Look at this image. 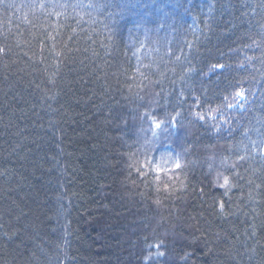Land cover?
Returning <instances> with one entry per match:
<instances>
[{"label":"trees","instance_id":"trees-1","mask_svg":"<svg viewBox=\"0 0 264 264\" xmlns=\"http://www.w3.org/2000/svg\"><path fill=\"white\" fill-rule=\"evenodd\" d=\"M0 48V264H264V0H0Z\"/></svg>","mask_w":264,"mask_h":264},{"label":"snow or ice","instance_id":"snow-or-ice-1","mask_svg":"<svg viewBox=\"0 0 264 264\" xmlns=\"http://www.w3.org/2000/svg\"><path fill=\"white\" fill-rule=\"evenodd\" d=\"M38 6L41 7V8H43L45 5H44V4H39ZM79 6H80V5H66V4H60V5H59V7H61V8H66V7H73V8H75V7H79ZM89 6H91V5H89ZM0 51H3V49L0 48ZM214 67H216V66H214ZM218 67H219L220 69H223V68L225 67V65L220 64V65H218ZM246 98H247V97H246L245 91H243V90H237V91H235L234 95L232 96V100L226 102L224 107L227 108V109L234 108V107L236 106V102H237V101L240 102V103H242ZM216 111H217V112H223V109H221V108L218 107V108L216 109ZM199 118H200L201 120H203L204 117H203V116H200ZM224 123H228V121L225 120ZM155 127H156V128H160V127H161V124H160V123H156V124H155ZM257 147H260V148H261V154H262V156H264V141H262L260 145H257ZM239 159H240L241 161H243V160H245V156L241 155V156L239 157ZM177 163H178V162H177ZM236 167H237V165H235V164L231 165V172H232V175H233L237 180H240V179H247V183H248L250 186H252V187H256V185H255V181H253V180H251V179H248L247 177H241V176L239 175V173L236 172ZM218 186L221 187V188H225V189L227 190L228 188L234 187L235 185H233V184L230 183V177H229L228 175H224V176H223V182H222L221 184H219ZM222 207H223V202H221V208H222Z\"/></svg>","mask_w":264,"mask_h":264},{"label":"rangeland","instance_id":"rangeland-1","mask_svg":"<svg viewBox=\"0 0 264 264\" xmlns=\"http://www.w3.org/2000/svg\"><path fill=\"white\" fill-rule=\"evenodd\" d=\"M162 154V161L159 162V165H162V167L164 165H171V161L173 160V155L168 151V149H163L161 151Z\"/></svg>","mask_w":264,"mask_h":264}]
</instances>
